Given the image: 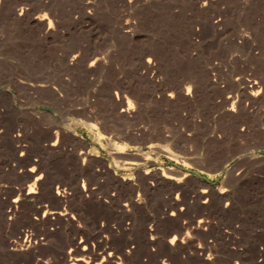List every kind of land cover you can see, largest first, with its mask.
<instances>
[{"label": "rangeland", "instance_id": "obj_1", "mask_svg": "<svg viewBox=\"0 0 264 264\" xmlns=\"http://www.w3.org/2000/svg\"><path fill=\"white\" fill-rule=\"evenodd\" d=\"M43 12L48 35L34 18ZM115 91L134 118L120 115ZM33 161L41 178L224 190L205 211L213 227L236 228L220 264H264V0H0V211ZM21 224L0 213V264H13L6 244Z\"/></svg>", "mask_w": 264, "mask_h": 264}, {"label": "bare ground", "instance_id": "obj_2", "mask_svg": "<svg viewBox=\"0 0 264 264\" xmlns=\"http://www.w3.org/2000/svg\"><path fill=\"white\" fill-rule=\"evenodd\" d=\"M24 9L20 6L13 14L20 16ZM34 18L44 35L53 32L45 12ZM122 29L131 31L130 24ZM70 56L69 66L79 60L78 52ZM144 58L151 67L155 59ZM100 59L94 56L86 68ZM256 84L249 85L252 95L258 93ZM28 85L48 86L43 80ZM190 90L187 85L182 93ZM113 96L120 115L134 118L128 97L117 91ZM227 109L234 110L233 104ZM48 145L55 147L56 139ZM35 164L28 169L33 178H18L14 197L6 199L0 211L3 217L22 221L16 239L6 244L7 252L16 254L13 264H220L218 245L232 249L236 228H215L205 215L209 206L220 207L224 190L215 196L204 182L188 189L183 178H41ZM4 188L0 180V193ZM26 202L29 208L21 210Z\"/></svg>", "mask_w": 264, "mask_h": 264}]
</instances>
